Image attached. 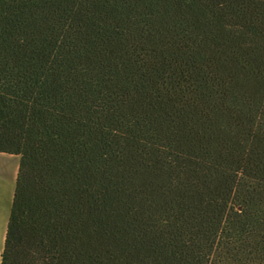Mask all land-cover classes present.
Here are the masks:
<instances>
[{
    "label": "trees",
    "instance_id": "trees-1",
    "mask_svg": "<svg viewBox=\"0 0 264 264\" xmlns=\"http://www.w3.org/2000/svg\"><path fill=\"white\" fill-rule=\"evenodd\" d=\"M0 264H264V0H0Z\"/></svg>",
    "mask_w": 264,
    "mask_h": 264
},
{
    "label": "rangeland",
    "instance_id": "rangeland-1",
    "mask_svg": "<svg viewBox=\"0 0 264 264\" xmlns=\"http://www.w3.org/2000/svg\"><path fill=\"white\" fill-rule=\"evenodd\" d=\"M18 164L19 155L0 152V222L8 218Z\"/></svg>",
    "mask_w": 264,
    "mask_h": 264
},
{
    "label": "crops",
    "instance_id": "crops-1",
    "mask_svg": "<svg viewBox=\"0 0 264 264\" xmlns=\"http://www.w3.org/2000/svg\"><path fill=\"white\" fill-rule=\"evenodd\" d=\"M1 153H3V152H1ZM8 217H9V213H8ZM4 221L0 222V241L2 240V246L0 247V253H1V250L3 248V243H4V238H5V232H6V226H7L8 218H7L6 222H4Z\"/></svg>",
    "mask_w": 264,
    "mask_h": 264
}]
</instances>
